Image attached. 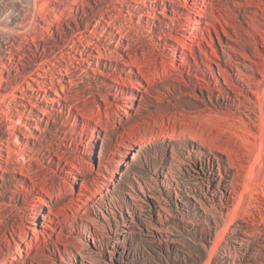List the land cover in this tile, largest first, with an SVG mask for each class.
<instances>
[{
  "label": "rangeland",
  "instance_id": "1",
  "mask_svg": "<svg viewBox=\"0 0 264 264\" xmlns=\"http://www.w3.org/2000/svg\"><path fill=\"white\" fill-rule=\"evenodd\" d=\"M82 1L0 0V264H264V0Z\"/></svg>",
  "mask_w": 264,
  "mask_h": 264
},
{
  "label": "bare ground",
  "instance_id": "2",
  "mask_svg": "<svg viewBox=\"0 0 264 264\" xmlns=\"http://www.w3.org/2000/svg\"><path fill=\"white\" fill-rule=\"evenodd\" d=\"M87 2V0L86 1H82L79 5H78V7H80L81 5H83V4H85ZM79 9V8H78ZM196 11L197 12H199V14H201V16H203V17H205L206 15H205V12H206V10L203 8V7H198L197 9H196ZM195 23L198 25V27H196L197 29H200L201 27L199 26L200 24H201V21H200V19L199 20H196L195 21ZM123 42V43H122ZM121 44L119 45L120 46V48L123 50V49H126L127 48V50H129L130 49V44H128V43H125V40H122L121 42H120ZM11 75V74H10ZM9 75V76H10ZM11 77V76H10ZM10 77H9V79H10ZM6 81H8V80H6ZM6 81H4L3 83H5V84H8L9 82H6ZM118 86H115V89H116V92H113L112 93V95L113 96H119L120 95V92L118 91ZM2 110V109H1ZM161 228V227H160Z\"/></svg>",
  "mask_w": 264,
  "mask_h": 264
}]
</instances>
